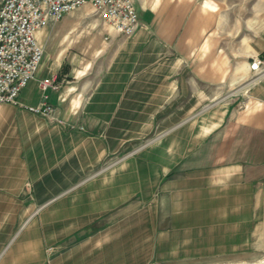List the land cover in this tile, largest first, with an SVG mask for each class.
<instances>
[{
	"label": "crops",
	"instance_id": "1",
	"mask_svg": "<svg viewBox=\"0 0 264 264\" xmlns=\"http://www.w3.org/2000/svg\"><path fill=\"white\" fill-rule=\"evenodd\" d=\"M133 3L131 36L105 22L78 28L68 16L75 9L37 32L43 57L19 100L36 104L45 94L63 123L0 104V218L24 208L26 193H50L29 202L0 264H45L35 222L23 230L45 206L51 264H137L136 235L112 231L135 218L136 189L114 183L120 168L100 167L152 129L165 131L160 152L146 150L145 193L157 196L150 205L163 210L160 224L173 228L156 238L160 264L243 256L250 241L264 251V76L225 94L250 70L247 47L233 42L232 11L218 0ZM71 38L81 39L80 63L60 48ZM45 77L59 86L41 91Z\"/></svg>",
	"mask_w": 264,
	"mask_h": 264
},
{
	"label": "rangeland",
	"instance_id": "2",
	"mask_svg": "<svg viewBox=\"0 0 264 264\" xmlns=\"http://www.w3.org/2000/svg\"><path fill=\"white\" fill-rule=\"evenodd\" d=\"M218 1L222 6H225V8L231 10L233 13L232 21L233 25L236 26L234 29H237V32L234 31L232 35L234 45H237L238 43L239 46L240 42L243 41V46H246L249 51L250 60L257 55L264 57V0ZM68 16H70L73 21L72 23L77 25L78 28L103 24L102 20H100L98 15L93 11L90 4H84L83 6L75 9ZM52 23L63 24L65 23V18ZM80 42L81 39L71 38L66 43L63 42L60 44L61 49L65 46L68 48V58L66 57L68 61L74 60L76 63H80L82 61ZM257 50L259 53H255ZM246 76L241 78L240 81L238 80L230 85H225V94L244 85L245 83L250 82L254 78L251 70H249ZM246 91L247 86L237 93L232 94L231 97L241 96L242 94H245ZM42 118L49 124L53 123V121H50L43 116ZM164 131L165 130L161 129L148 130L145 134L138 135L136 140L131 141L130 144H128V142H122V145H120L116 151L105 155V159L100 167L120 168V176L115 178L116 181H114V183L118 182L121 185H127L131 188L134 186L136 189L135 199L137 208L135 218L128 222L116 225L117 227L115 226L114 230L112 231L121 233L122 236L124 234L136 235V253L138 256L137 264H160V260L155 257L157 250L156 245L158 243L156 238L160 236L161 233L168 231L171 232L173 229L169 225L163 227L160 224L159 221L161 220V216H163V210L157 208L155 203H153V206L150 205L151 200H155L157 196H154V198L151 199L150 194L145 193V188L147 186L146 182L149 178L147 174L150 172L149 160L145 157L146 150H149V152L153 151L154 153L160 152V140L162 133L164 134ZM164 177L166 176L158 179L159 181L156 183L160 185ZM98 178L100 177H89L88 180L83 184H91L93 182L96 183ZM49 195L50 193L47 192H38V194H34V197L32 198L30 194L26 193L24 199V208L21 207V203L19 202L17 207H10L6 213L2 212L3 214L0 218V248L5 245V243H7V240L20 226L21 221L26 218L29 213H31V210L27 208L29 202L36 201L37 203H43L49 197ZM48 207L49 206H45L40 209L32 218L30 223H28L23 229L26 230V228L30 226L32 222H35V228L34 230L32 229L31 232L33 235H36V238H41L40 248L42 249V253L45 252L44 256L46 259L53 255L52 251V253H48L46 250V246L49 242L48 233L50 230ZM30 239L32 238L30 237ZM122 243L128 242L123 241ZM255 246L256 242L250 241V248L246 255L218 258L216 261L212 260L211 262H207V260L204 258L202 263L257 264L260 263L258 262L259 260L264 259V251L255 249ZM21 247H23L22 244Z\"/></svg>",
	"mask_w": 264,
	"mask_h": 264
},
{
	"label": "built area",
	"instance_id": "3",
	"mask_svg": "<svg viewBox=\"0 0 264 264\" xmlns=\"http://www.w3.org/2000/svg\"><path fill=\"white\" fill-rule=\"evenodd\" d=\"M84 4H90L102 22L124 36H131L139 26L133 0H0V104L20 105L63 123L45 94L40 102L28 104L19 100V92L35 77L43 57L44 48L36 32ZM249 69L256 78L264 76V57H253ZM38 86L44 91L59 84L45 77L38 80ZM52 249L48 246L46 250L49 253ZM45 264H51L49 258Z\"/></svg>",
	"mask_w": 264,
	"mask_h": 264
},
{
	"label": "bare ground",
	"instance_id": "4",
	"mask_svg": "<svg viewBox=\"0 0 264 264\" xmlns=\"http://www.w3.org/2000/svg\"><path fill=\"white\" fill-rule=\"evenodd\" d=\"M44 28H41V29H39L37 32H39L40 30H43ZM37 32H36V34H37ZM257 78L256 77H254L250 82H252V81H254V80H256ZM258 262H262L261 264H264V259H261V260H259ZM257 263V262H256ZM260 263H257V264H260Z\"/></svg>",
	"mask_w": 264,
	"mask_h": 264
}]
</instances>
